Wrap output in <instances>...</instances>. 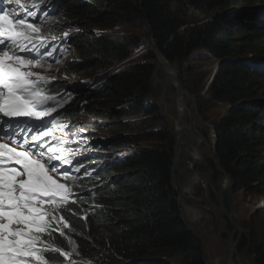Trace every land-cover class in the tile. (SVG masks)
Instances as JSON below:
<instances>
[{
  "label": "trees",
  "instance_id": "trees-1",
  "mask_svg": "<svg viewBox=\"0 0 264 264\" xmlns=\"http://www.w3.org/2000/svg\"><path fill=\"white\" fill-rule=\"evenodd\" d=\"M236 5L246 7L235 10ZM49 8L61 24H47ZM41 12L39 21L48 30L70 32L61 50L71 47L76 59L65 70L91 80L79 88L85 91L66 106V114L59 108L60 116L73 118L87 100L89 113L109 120L104 126L111 136L101 141L104 163L97 169L90 165L95 159L76 163L74 177L84 188L76 204L61 211L71 230L66 228L67 238L52 233L53 247L67 251L69 245L74 259L51 250L43 253L45 258L49 264H204L200 242L179 216L165 148L167 130L150 102L154 53L134 62L130 58L137 44L113 39L107 30L142 22L153 49L180 70L195 52L205 51L203 57L216 63L211 89L225 96L228 107L227 117L215 126L219 162L234 190L264 198V105L255 101L264 80V0H52L45 1ZM86 27L103 34L85 38ZM244 51L251 57L232 61ZM127 60L131 71L114 69ZM53 83L47 85L50 94L59 91L63 99H72L65 87L55 89ZM151 124L159 127L148 129ZM145 136L157 147L139 148L137 142ZM117 151L121 156L114 157ZM252 217L253 260L264 264V206Z\"/></svg>",
  "mask_w": 264,
  "mask_h": 264
},
{
  "label": "rangeland",
  "instance_id": "rangeland-1",
  "mask_svg": "<svg viewBox=\"0 0 264 264\" xmlns=\"http://www.w3.org/2000/svg\"><path fill=\"white\" fill-rule=\"evenodd\" d=\"M45 1L47 2L50 0ZM22 2L27 6L25 10L18 9L14 3L10 4L8 0H4V6L9 11L16 8L17 15H23L25 11H35L37 14V11H39L41 8L40 5L39 9H33L31 7V0H22ZM237 3L240 4L239 1ZM235 7V10H241L246 6L236 5ZM251 8L252 7L250 6L247 9ZM39 18L32 20L31 17H28L30 22L37 23L41 26L44 36L49 38L55 37L54 40L49 39L47 41V46L50 47L47 51H51V49L56 46L60 48L62 46V41L66 37L64 33L69 35L70 32H66L62 29L60 30V33H56L54 30H48L47 26L44 25L43 22L39 21ZM61 21V19L55 18L53 16L48 18L47 24L50 23L57 25L61 24ZM247 23L249 22L247 21ZM82 34L85 38L91 39V37L93 38L100 36L103 34V31L96 27H86ZM107 35L118 41H127L129 44H137L130 58L134 62L146 61L145 58L147 57H145V54L147 52H153L155 56V60L152 62L153 66L155 68H159L158 62H165L166 64L164 65H167L165 70L172 71V69H174L172 74L174 75L175 73L176 79L179 81L181 88L184 90L183 95L177 96L178 88L176 87V83L167 80V83L168 81L170 84L172 83L174 87L173 90L168 89L165 91L164 87L162 86L161 95L156 101L152 100L151 95H149L150 102L156 105L160 116L163 119V123L165 124L164 127L167 130L168 139L174 141L175 137H179L177 136L178 132L181 134L180 137H182V144L179 145V149L182 150V152L179 154L180 160H178L175 165L176 167L174 173H181L185 168L186 171L184 170V172L187 178H189L191 175H196L198 176L199 181H201L197 183L199 184L198 186H202V189L200 187L198 190L199 192L196 191L197 186L194 183H186L184 179V182L180 180L182 185L181 188L176 185V182L173 179L172 184L174 196L178 201L179 216L181 217L183 224H185L187 228L191 230L194 237L200 242L204 253V264H225V262L226 264H232V262L236 261V259L233 257L230 258V260H228V257H226L224 260H218V258L224 256V249H229L234 244L236 246V250L239 249L241 250L240 252H249L246 253L245 258L243 257L237 260L238 264H255L253 260L254 252L250 253L254 248L252 245V230L250 229L249 223L250 221H253L252 214L264 206V198L255 195H245L242 190L236 191L234 190L235 187H233V196L231 200L233 214L230 216L233 224L230 222V220L225 219L226 216L222 214L220 208L222 189L220 185L223 173L220 172V170L217 168L218 164H216L217 160L219 162L218 146L220 144V139L216 133L217 131L215 130V126L221 125L222 120L227 117L228 107L226 106L225 96H217V93L213 92L211 89L212 84L217 81V74H215L216 63L203 57L202 54H207H205V51H201L195 52L189 61L185 62L181 70L175 65L169 64V62L165 60V57L158 51L157 48H155V50L158 52L155 54L151 38L149 37L146 26L142 22L119 24L116 27L107 30ZM75 57V52L70 47L64 48V52L59 53L56 51V56L54 59L47 55L44 56L45 66L47 67V65H51V67L48 68L44 74L49 77L56 78L50 82H54L55 80L61 82V85H64V87L67 89V95L69 97L75 95L77 91L83 93L85 90L81 89L80 91L79 88H84L85 85L91 82H86L84 79L85 77L82 78L75 74L70 75L65 70V66L69 62H72L74 59H76ZM250 57L251 56L246 51H244L240 56L234 58L232 61L239 60L240 58L244 59ZM57 61H59V63H57ZM114 69L120 71H131L132 64H130L128 60L117 62ZM33 71L42 72L43 69L37 68L33 69ZM180 71H183L182 74ZM162 77L166 79L165 73H163ZM152 78L153 76L151 79ZM149 88H151V82ZM255 101L258 102V104L264 105V80L260 82V89L257 92ZM180 110L182 111L180 112ZM99 114L100 113L95 112V114L86 113L83 116L77 115L75 122L78 124V130L70 132L73 133L71 135H67L58 129L53 132V136L57 138V142L62 139H69L70 141L79 143V145L76 147H70L73 148V151H77L69 152L68 159L72 160L73 157L78 158L86 155L93 157L97 156L99 158L102 154H104L101 148V141L105 138H111V136L109 132H106L104 126V124H107L109 120L103 121V119L99 117H94V115ZM80 117H83V119H79ZM87 118L91 120L88 121ZM66 121L75 124L73 118L67 119ZM34 126L32 128H34ZM156 127H159V124H151L148 129H154ZM44 130L45 129L40 131ZM90 136L94 137V141L89 144L90 140L88 138H90ZM98 136L99 138H97ZM52 143L54 144L53 141ZM137 146L139 148H156L157 143L153 142L150 136H145L139 139ZM116 154H118L117 156H121V151H117L113 156L115 157ZM107 159L110 160L109 157ZM219 164L221 166L220 162ZM221 168L224 170L222 166ZM60 170L61 172L65 171L61 168ZM183 183L186 185V188L191 191L183 190L185 187ZM198 193H201V195L197 196ZM200 201L203 203H197ZM191 206L193 209L190 208ZM197 209L200 210L201 215H199L200 218L197 215L196 217L198 220L194 221V218L192 219V215L196 214ZM212 211H215L220 218L217 217L214 219L213 217L211 220H209L210 216H213L212 213H215ZM235 218H237V220ZM215 220L219 224V229L216 233L214 232L210 234L211 231H209V229ZM218 220H223V224H220ZM234 225H237V228L234 227ZM229 226L231 229H229ZM241 231L249 233V237H246L244 240L246 245L239 242L242 239V237L239 235ZM227 232L230 233V241L229 238L224 235L227 234ZM235 233H237V235H235ZM234 235L238 237L235 238ZM213 238L214 240H212ZM66 249H69L67 250L69 252L70 246L67 245ZM215 254L218 255L216 256ZM209 255L211 256L209 257ZM211 257H213L214 260L217 258L216 261L213 262ZM73 259L74 257L71 255L67 260Z\"/></svg>",
  "mask_w": 264,
  "mask_h": 264
},
{
  "label": "snow or ice",
  "instance_id": "snow-or-ice-1",
  "mask_svg": "<svg viewBox=\"0 0 264 264\" xmlns=\"http://www.w3.org/2000/svg\"><path fill=\"white\" fill-rule=\"evenodd\" d=\"M8 2L21 10L27 8L22 0ZM42 3L43 0H31V7L39 9ZM16 13V8H0V118H4L0 138L6 137L16 144L11 147L0 143V264H49L45 251L59 252L65 259L71 256L51 243L53 232L64 236V228L71 230L61 210L72 196L67 182L76 178L60 170L61 165H71L59 146L66 142L52 143L57 139L53 132L64 127L53 114L67 100L57 99L59 93L50 94L47 85L56 78L44 74L51 65L45 66L40 49L55 37L44 36L41 26L29 21L28 17L37 19L35 11ZM54 51H48L47 56ZM21 53L35 55L28 58ZM37 68L43 71H33ZM46 117L51 119L44 125L45 130L36 131L28 140L19 141L13 132L4 131L5 125L12 128V120L39 121ZM45 234L49 241L42 239Z\"/></svg>",
  "mask_w": 264,
  "mask_h": 264
},
{
  "label": "bare ground",
  "instance_id": "bare-ground-1",
  "mask_svg": "<svg viewBox=\"0 0 264 264\" xmlns=\"http://www.w3.org/2000/svg\"><path fill=\"white\" fill-rule=\"evenodd\" d=\"M50 1H52V0H50ZM49 1V2H50ZM44 4H45V0H43V3L41 4V8H40V10L41 11H43V9H44ZM5 6H4V0H0V8H4ZM41 11H37V14H36V16H37V18H39V17H41L42 18V12ZM48 13V12H47ZM51 13H52V11L50 10V8H49V13H48V16L46 17V21H48V18L49 17H53L52 15H51ZM50 20V19H49ZM49 28L51 29V26H49ZM50 47H46V48H41L40 49V52L41 53H43V56H46L47 55V50L49 49ZM71 48V47H70ZM53 50V48L51 49V51ZM22 55H25L26 57H28V58H32L35 54L34 53H21ZM55 56H56V52L54 51L53 52V54H52V56H50V58H55ZM49 59V58H48ZM49 61V60H48ZM161 63H163L162 64V68H160V70L159 71H163L164 73H165V76H167V75H169L170 77L172 76V78H173V72L172 71H167V70H165V67H167V65L164 67V64H166L165 62H162V61H160ZM155 77H157V75H155ZM155 77H153L152 79H153V81L154 82H157V80L155 79ZM172 78H169V79H172ZM152 79L150 80V82L152 81ZM89 81H91V80H86V82H89ZM161 82V81H160ZM156 85H157V83H156ZM52 86H54L55 87V89H58V88H62V87H64V85H61V82H59L58 80L56 81H54V83H53V85ZM56 93H59V91L58 92H52V94L53 95H55ZM179 93H181V92H179ZM78 94H80L81 96H82V92H79V91H77L76 92V94L75 95H72V99H68V103H66L65 105H64V107L62 108V110H63V112L66 114V110H65V108H66V106H70V105H72L73 103H75L74 101L75 100H80V98L78 97ZM57 99H63V92L60 94V95H58L57 96ZM88 105V102H87V100H83V101H81V104H80V108H79V110H78V112H76L74 115H73V121H74V123L76 124V115H79V116H83L84 114H86V113H88V114H91V113H89L88 111H87V106ZM220 109V108H219ZM182 110H180V112H181ZM217 111H218V109H217ZM215 115V114H214ZM93 117V116H92ZM79 119H83V117H80ZM88 119V118H87ZM91 119H88V121H90ZM13 121V120H12ZM30 122H31V127H33L34 125H35V120H33V119H31L30 120ZM14 123V122H13ZM76 125H78V124H76ZM177 130V129H176ZM71 134H73V133H69V134H67V135H71ZM180 133L178 132L177 133V136H179V137H175V139H174V141H175V143H174V150L176 149V152H177V154H178V156H177V158L176 159H174V153H171V154H169L168 153V151H167V143H166V151H167V153L169 154V156H170V158H171V160H172V165L173 164H175L177 161H178V159H179V154L182 152V150H180L179 149V145H181L182 144V137H180ZM97 138H99V136L97 137ZM89 140H90V142H89V144L91 143V142H93L94 140V137L93 136H90V138H88ZM63 140V139H62ZM71 140H72V138H71ZM19 141H20V139H19ZM63 141H65L66 143H63V144H65V145H67L69 148L71 147V146H74V147H76L77 145H79L77 142H75V141H70L69 139L68 140H63ZM168 141V140H167ZM1 143V142H0ZM80 149V148H79ZM78 149V150H79ZM100 149V148H99ZM173 149V148H172ZM77 150H74L73 152H76ZM71 154H73V153H71ZM105 155V152H104V154H102L99 158L97 157V156H91V159H95V165L96 166H100L103 162H102V157ZM75 156V155H74ZM101 159V160H100ZM79 160H84V159H82V158H75V157H73V160H71V162L73 163V164H76ZM111 160H108L107 159V163H109ZM96 166H95V169H97L96 168ZM176 167V166H175ZM76 170V167L75 166H73L72 165V167H71V171L72 172H74ZM172 170H173V168H172ZM184 170L186 171V169L184 168L183 169V173L181 172H179V173H176V175H178V177H174L173 176V174H171V176H172V179L176 182V185L178 186V187H180L181 188V183H180V180H182L183 182H184V180H185V182L186 183H190V184H195L196 186H197V189H196V191H198L199 189H200V187H201V189H202V186H198L199 184H197V183H199V182H201V181H199V178H198V176H196V175H191L189 178H187L186 177V175H185V172H184ZM193 170V169H192ZM72 176V175H71ZM74 177V176H73ZM184 179V180H183ZM201 179V178H200ZM173 181V182H174ZM67 183H69L70 184V186H71V188H72V196H71V199H70V202L67 204V205H74V204H76V202H77V199L81 196V194H82V190H83V188H84V186H83V184L81 183V181L80 180H78L77 178L74 180V181H68ZM183 185L185 186L184 187V189L183 190H187V191H191V190H189L188 188H186V185L183 183ZM229 185H230V180H229V177H228V175H226L225 177H223V174H222V178H221V185H220V187H222V189H225V188H227V187H229ZM204 187V186H203ZM222 192V191H221ZM187 193V192H186ZM184 197V196H183ZM71 200H74L75 201V203H72L71 202ZM232 202V201H231ZM182 205H183V203H182ZM202 207V206H201ZM191 209H193L192 208V206L190 207ZM220 208H221V210L223 211V213L225 214V216H226V218H229L230 216L228 215V214H230V213H232L233 214V212H232V208H230L231 209V211H229L228 212V210H227V208H225L223 205H222V203H221V205H220ZM195 209V208H194ZM205 210V209H204ZM62 211V210H61ZM185 211H187V210H185ZM201 212H200V210L199 209H197V211H196V214H193L192 215V219L194 218V221L195 220H198L197 219V215L199 216V215H201L200 214ZM63 215V214H62ZM189 215V214H188ZM199 218H200V216H199ZM200 220V219H199ZM63 232L65 233V235L64 236H61L60 234H59V236H61V237H67V230H66V228H64L63 229ZM242 232V231H241ZM248 234L249 233H247V232H242V239H241V241H243V240H245V238L246 237H249L248 236ZM42 239H43V237H42ZM48 251H46V253H47ZM252 253H253V251H252ZM34 264H35V262H34Z\"/></svg>",
  "mask_w": 264,
  "mask_h": 264
},
{
  "label": "water",
  "instance_id": "water-1",
  "mask_svg": "<svg viewBox=\"0 0 264 264\" xmlns=\"http://www.w3.org/2000/svg\"><path fill=\"white\" fill-rule=\"evenodd\" d=\"M157 50H155V54H157ZM239 60H242V59H239ZM234 62H237V60L236 61H234ZM166 65H164V67H165ZM158 67L159 68H155V70H154V72H153V77H155V75H157V77H155V79L157 80V82H154L153 81V79H152V81H151V88L149 89V94L151 95V99L152 100H154V101H156L158 98H159V96L161 95V92H162V86L164 87V89H165V91H167L168 89L169 90H173L174 89V87H173V85H172V83L170 84L169 83V81H171V82H175L176 83V87L178 88L177 89V96H181V95H183V93H184V90L181 88V84L179 83V81L176 79V75H175V73H174V75H173V78H172V76L170 77L169 75H167L166 76V79H164L162 76H163V71L161 72V71H159L160 70V68H162V64L160 63V62H158ZM172 71H174V69H172ZM169 78H172V79H169ZM167 80H169L168 81V83L166 82ZM161 81V82H160ZM156 83H157V85H156ZM180 89V90H179ZM179 92H181V93H179ZM169 141H167V151H168V153L169 154H171V153H174V159H176L177 158V156H178V154H177V152H176V149L174 150V149H172L173 148V146H174V143H175V141H172L171 139H168ZM177 163V162H176ZM176 163L175 164H173V166H172V168H173V170H172V174H173V176L176 178V177H178V175H176V173H174V171H175V165H176ZM216 164H218V166H217V168L220 170V172L221 173H223V176H225V175H228L222 168H221V166H220V164H219V162H218V160L216 161ZM228 177H229V180H230V185H229V187H227V188H225V189H221V203H222V205L225 207V208H227V210H228V212L229 211H231V209L230 208H232V202H231V200H232V196H233V194H232V188L234 187V183H233V181H232V178L230 177V175H228ZM176 198V197H175ZM232 214V213H231ZM236 220H237V218H235ZM185 225V224H184ZM185 227H187L186 225H185Z\"/></svg>",
  "mask_w": 264,
  "mask_h": 264
},
{
  "label": "flooded vegetation",
  "instance_id": "flooded-vegetation-1",
  "mask_svg": "<svg viewBox=\"0 0 264 264\" xmlns=\"http://www.w3.org/2000/svg\"><path fill=\"white\" fill-rule=\"evenodd\" d=\"M197 192H199V191H197ZM201 195V193H198L197 194V196H200ZM204 197V196H203ZM205 198H206V196H205ZM202 199V198H201ZM197 203H200V204H202L203 202H197ZM196 203V204H197ZM208 209H210V208H208ZM212 212H215V211H212ZM221 212H222V214L225 216V214L223 213V211L221 210ZM213 214V216L211 215L210 216V218H209V220H211L213 217H214V219H216L217 217H219V215L215 212V213H212ZM229 216H231L232 214L230 213V214H228ZM220 218V217H219ZM225 218V217H224ZM226 220H230V222L233 224V222H232V220L230 219V217L229 218H225ZM219 221V223L220 224H223V220H218ZM209 223V222H208ZM215 224V225H214ZM237 226V225H236ZM235 225H234V227H236ZM237 228V227H236ZM218 229H219V224H218V222H216V220L213 222V225L210 227V229H209V231H211L210 232V234L211 233H216L217 231H218ZM229 229H231L230 228V226H229ZM227 238H229V241L231 240L230 239V233H228L227 232V234H224ZM235 235H237V233H235ZM234 235V236H235ZM239 235H240V237H242L243 235H242V232H240L239 233ZM238 236H235V238H237ZM212 240H214V238L212 239ZM238 241H239V239H238ZM241 244H245L244 243V240L243 241H239ZM246 245V244H245ZM232 247V248H231ZM229 249L228 248H226V249H224V256H222V257H220V258H218V260L219 259H222V260H224L226 257H228V260H230V258H235L236 259V261L235 262H232V264H238V259L239 258H245V256H246V253H249L248 251H243V252H240L241 250H236V246H235V244L234 245H232ZM240 252V253H239ZM250 253H252V252H250ZM216 256L218 255V254H215ZM211 255H209V257H210ZM211 259H212V261L214 262V261H216V259L214 260L213 259V257H211ZM225 264H226V262H225Z\"/></svg>",
  "mask_w": 264,
  "mask_h": 264
},
{
  "label": "crops",
  "instance_id": "crops-1",
  "mask_svg": "<svg viewBox=\"0 0 264 264\" xmlns=\"http://www.w3.org/2000/svg\"><path fill=\"white\" fill-rule=\"evenodd\" d=\"M178 160H180V159H178Z\"/></svg>",
  "mask_w": 264,
  "mask_h": 264
}]
</instances>
